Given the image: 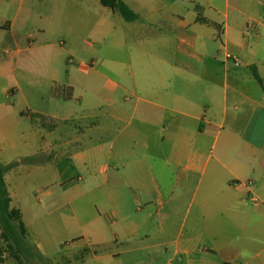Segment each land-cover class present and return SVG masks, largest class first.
<instances>
[{
    "label": "crops",
    "instance_id": "obj_1",
    "mask_svg": "<svg viewBox=\"0 0 264 264\" xmlns=\"http://www.w3.org/2000/svg\"><path fill=\"white\" fill-rule=\"evenodd\" d=\"M118 1L133 21L98 0L123 24L163 28L131 36L133 64H103L105 72L94 73L104 86L100 102L59 120L85 124L57 145L64 156L76 145L74 166L88 151H107L90 177L107 187L106 212L92 222L114 228L112 240L81 236L65 263L264 264V0H225L218 20L193 0ZM0 7V34L11 32L8 6ZM110 32L112 50H120L125 36ZM64 89L55 97L82 106L77 92L91 88ZM114 133L124 137L116 146L104 140ZM81 249L89 261L75 255Z\"/></svg>",
    "mask_w": 264,
    "mask_h": 264
},
{
    "label": "rangeland",
    "instance_id": "obj_2",
    "mask_svg": "<svg viewBox=\"0 0 264 264\" xmlns=\"http://www.w3.org/2000/svg\"><path fill=\"white\" fill-rule=\"evenodd\" d=\"M0 2L8 6L5 12L13 25L11 32L0 34V164L6 168L10 208L19 210L30 247L29 256L16 259L0 237V264H66L73 258L71 248L82 243L81 236H93L96 231L112 240L114 228L106 220L99 225L92 222L98 211L106 212L107 187L99 179L91 182L90 177L107 161V151H88L74 166L69 156L76 145L68 146L66 156L57 145L84 132L85 124L59 120L80 116L85 107L99 103L104 86L94 73H104L103 64L108 61L133 64L138 45L137 37H130L157 33L163 26L123 24L117 13L108 17L98 0ZM193 3L217 20L226 12L225 0H213L215 7L206 0ZM229 4L233 5L232 0ZM112 26L125 36L120 50H112ZM87 83L89 91L80 89ZM69 84L80 89L82 106L77 100L55 97ZM123 138L114 133L104 140L116 146ZM75 255L90 260L86 250ZM126 263L123 258L108 262Z\"/></svg>",
    "mask_w": 264,
    "mask_h": 264
},
{
    "label": "trees",
    "instance_id": "obj_3",
    "mask_svg": "<svg viewBox=\"0 0 264 264\" xmlns=\"http://www.w3.org/2000/svg\"><path fill=\"white\" fill-rule=\"evenodd\" d=\"M103 7L117 11L127 22L133 21L136 17L125 5L118 0H100ZM254 77L259 81L254 73ZM6 168L0 164V237L7 245L10 253L17 259L21 256H29L30 247L25 241L26 230L21 221L19 210L10 208V197L7 192L4 174ZM40 259V257H39Z\"/></svg>",
    "mask_w": 264,
    "mask_h": 264
},
{
    "label": "built area",
    "instance_id": "obj_4",
    "mask_svg": "<svg viewBox=\"0 0 264 264\" xmlns=\"http://www.w3.org/2000/svg\"><path fill=\"white\" fill-rule=\"evenodd\" d=\"M226 59L227 60H231L233 63H234V65H239L240 64V61H239V59L238 58H236V57H233V56H230V55H226ZM71 62V61H70ZM249 184H251L250 182H248V185Z\"/></svg>",
    "mask_w": 264,
    "mask_h": 264
}]
</instances>
